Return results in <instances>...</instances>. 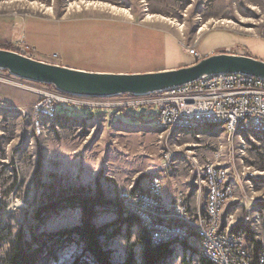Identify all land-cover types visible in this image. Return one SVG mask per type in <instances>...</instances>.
Wrapping results in <instances>:
<instances>
[{"label":"rangeland","instance_id":"obj_1","mask_svg":"<svg viewBox=\"0 0 264 264\" xmlns=\"http://www.w3.org/2000/svg\"><path fill=\"white\" fill-rule=\"evenodd\" d=\"M76 1L90 0H0L1 14L25 18L20 24L13 18L2 20L1 25L7 35L32 36L41 53L29 44L30 56L91 71L132 73L179 59L190 62L188 47L198 49L201 35L218 29L232 31L238 46L250 54H264V0H91L128 9L131 16L109 7L71 4ZM53 88L0 70V263L16 233L34 223L33 212L43 200L46 187L35 181L40 159L42 185L94 187L99 179L110 197H119L120 190L132 184L147 188L154 175L162 176L165 192L172 197L190 188L196 163L232 164L235 193L225 200L224 214L237 223L250 217L247 224L254 238L264 241V138L229 136L210 126L200 133L163 132L156 127L158 108L142 106L139 96L129 94L78 96V103H68L69 112L78 104L99 107L100 113L46 119L38 132L34 105ZM138 105L130 111L146 123L120 111ZM80 218L79 210H65L48 218L43 228L61 230L79 224ZM115 218L114 213H102L97 224ZM138 236L135 227L132 241ZM197 241L188 239L195 252L177 245L172 258L162 264H202ZM108 248L112 262H124L126 237L111 240ZM81 251V244H72L49 264H71Z\"/></svg>","mask_w":264,"mask_h":264},{"label":"built area","instance_id":"obj_2","mask_svg":"<svg viewBox=\"0 0 264 264\" xmlns=\"http://www.w3.org/2000/svg\"><path fill=\"white\" fill-rule=\"evenodd\" d=\"M13 45L24 54L33 52L23 38ZM186 52L195 61L201 58L196 46L188 47ZM75 98L78 96L56 88L47 92L34 105L37 131L44 127V120L56 119L58 103H78ZM138 98L141 99L138 104L158 108L156 127L163 132L200 133L210 126L224 129L229 136L264 138L261 78L218 73ZM232 170V164L196 163L188 190H179L169 197L162 176L154 175L147 188L132 184L121 189L119 199L126 212L138 217L154 244L194 237L201 256L210 264H264V241H260L256 250L243 230L232 231L237 222L224 214L225 200L235 193ZM249 220L250 217H245L242 222L247 224Z\"/></svg>","mask_w":264,"mask_h":264},{"label":"trees","instance_id":"obj_3","mask_svg":"<svg viewBox=\"0 0 264 264\" xmlns=\"http://www.w3.org/2000/svg\"><path fill=\"white\" fill-rule=\"evenodd\" d=\"M1 48L20 51L7 42ZM56 118H72L99 114V107L73 104V112H69L68 103H60ZM138 106L120 108L124 116L134 120L144 121L142 115L133 111ZM88 108V110H84ZM119 111V109L116 108ZM146 123V122H145ZM42 159L38 161L35 181L37 186H45L43 200L33 212L34 223L27 229H20L11 244L10 251L1 260L0 264H49L58 259V255L72 244H81L82 251L71 264H115L111 260V249L108 243L120 236L127 239V257L121 264H162L167 262L176 252V246L192 248L188 240L170 241L154 244L135 214L126 212L119 197H110L97 179L95 186L69 185L68 187H56L54 184L42 185ZM2 208L4 205H0ZM65 210H79V224L56 231H48L43 228L46 220L56 216ZM102 213H114L116 218L98 225L97 219ZM137 227L139 236L132 241V233ZM243 230L248 242L253 243L256 250L261 242L254 238L250 226L243 222L237 223L233 232ZM139 247V249H137ZM195 252L196 249L192 248ZM183 264H190L183 261ZM202 264H210L202 257Z\"/></svg>","mask_w":264,"mask_h":264},{"label":"water","instance_id":"obj_4","mask_svg":"<svg viewBox=\"0 0 264 264\" xmlns=\"http://www.w3.org/2000/svg\"><path fill=\"white\" fill-rule=\"evenodd\" d=\"M0 70L21 79L51 85L67 94L88 98L149 95L218 73L245 74L264 80L263 59L226 51L201 57L178 68L125 73L73 68L0 47Z\"/></svg>","mask_w":264,"mask_h":264},{"label":"crops","instance_id":"obj_5","mask_svg":"<svg viewBox=\"0 0 264 264\" xmlns=\"http://www.w3.org/2000/svg\"><path fill=\"white\" fill-rule=\"evenodd\" d=\"M9 18H13L14 20L16 19V23L20 24L21 21L25 18H19L17 16H6L4 14L0 13V43H7V42H16L20 39H25V41L30 44L35 51H38L41 53V50L38 46V44L34 41L32 36H27L24 32L19 33V36H16L15 34L7 35L4 31L3 26L1 25L2 20H6ZM35 20V19H33ZM38 20V19H37ZM41 20L47 21V22H52L54 21L53 19H46V18H41ZM15 23V24H16ZM16 33V32H15ZM227 49H235L234 52L237 54H246L250 56H254L256 58L264 59V54L255 53L250 54L247 50L244 48L238 46L236 42V35L232 33L230 30H225V29H218V30H210L208 32H204L201 35V38L198 43V51L201 54V57L213 54V53H218ZM236 49H238L236 51ZM229 51V50H228ZM52 62H55L51 60ZM193 59L191 58L190 62H187L186 60L179 59L175 63L172 64H156V65H151V66H146L145 68H140L138 70H135L137 72L141 71H154V70H163V69H171V68H178L181 66L189 65ZM193 63V62H192ZM188 190V189H187ZM170 197V196H169ZM173 197V196H172Z\"/></svg>","mask_w":264,"mask_h":264},{"label":"bare ground","instance_id":"obj_6","mask_svg":"<svg viewBox=\"0 0 264 264\" xmlns=\"http://www.w3.org/2000/svg\"><path fill=\"white\" fill-rule=\"evenodd\" d=\"M76 4V5H80L81 3H84L86 4V7L88 6H94V7H109L107 3H104V2H101V1H76V2H73L71 4ZM111 8L110 10L111 11H114V12H117V13H121L125 16H131V12L128 11V9H125V8H121V7H117V6H114V5H110ZM149 18H150V15H149ZM180 29H182V26H180Z\"/></svg>","mask_w":264,"mask_h":264}]
</instances>
